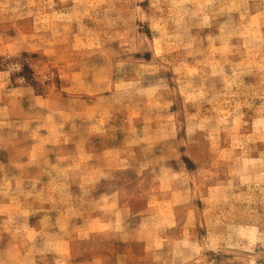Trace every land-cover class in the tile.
<instances>
[{"label":"clouds","instance_id":"obj_1","mask_svg":"<svg viewBox=\"0 0 264 264\" xmlns=\"http://www.w3.org/2000/svg\"><path fill=\"white\" fill-rule=\"evenodd\" d=\"M0 264H264V0H0Z\"/></svg>","mask_w":264,"mask_h":264}]
</instances>
